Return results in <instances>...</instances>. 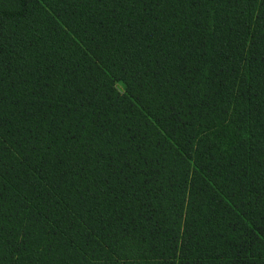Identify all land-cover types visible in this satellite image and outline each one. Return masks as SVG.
<instances>
[{"label": "trees", "instance_id": "1", "mask_svg": "<svg viewBox=\"0 0 264 264\" xmlns=\"http://www.w3.org/2000/svg\"><path fill=\"white\" fill-rule=\"evenodd\" d=\"M0 124V264H264V0H0Z\"/></svg>", "mask_w": 264, "mask_h": 264}, {"label": "snow or ice", "instance_id": "2", "mask_svg": "<svg viewBox=\"0 0 264 264\" xmlns=\"http://www.w3.org/2000/svg\"><path fill=\"white\" fill-rule=\"evenodd\" d=\"M196 2H198V0H193V3H196ZM0 127H3V125L0 124ZM71 138L74 139L75 137H71ZM6 143H7L6 141L2 142V144H6ZM4 150L6 151L7 149H4ZM2 200H3V193L0 192V201H2ZM2 231H3V229H2V227H0V232H2ZM33 235H34V232L32 230V227L31 226L26 227L22 233V239H21L20 243L21 244H27L32 239ZM257 235L264 238V231L258 232Z\"/></svg>", "mask_w": 264, "mask_h": 264}, {"label": "rangeland", "instance_id": "3", "mask_svg": "<svg viewBox=\"0 0 264 264\" xmlns=\"http://www.w3.org/2000/svg\"><path fill=\"white\" fill-rule=\"evenodd\" d=\"M116 87L121 93H123L125 91L124 86H123L122 83H117Z\"/></svg>", "mask_w": 264, "mask_h": 264}]
</instances>
